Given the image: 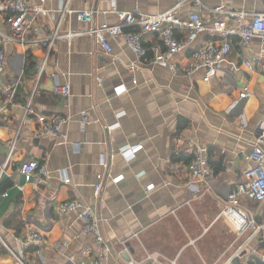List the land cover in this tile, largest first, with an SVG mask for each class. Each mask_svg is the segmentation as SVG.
<instances>
[{
  "label": "crops",
  "instance_id": "1",
  "mask_svg": "<svg viewBox=\"0 0 264 264\" xmlns=\"http://www.w3.org/2000/svg\"><path fill=\"white\" fill-rule=\"evenodd\" d=\"M66 1L31 0L55 14L37 21L28 33L29 42L3 43L0 37V48L7 56L0 90V164L15 143L7 170L1 173L0 169V264H18L8 248L27 264L96 258L99 248L93 235L84 233L86 220L77 214L58 215L57 206L67 200L94 206L102 217L111 248L106 264L144 261L149 253L160 254L165 262L176 259L178 264H226L243 247L248 251H240L235 259L243 264H248V258L261 259L264 230L254 236L250 229L240 234L236 225L241 222L235 214L222 213L228 195L252 167L253 145L264 134V45L260 39H254L245 51L234 37L230 56L208 79L205 70L175 75L164 64L142 63L130 70L137 57L125 41L109 37L113 52L107 53L87 33L91 24L75 15L63 20L62 31L81 35L57 39L52 49L43 43L53 35ZM180 1L71 0L70 7L93 12L94 24L116 25L120 22L117 11L155 15ZM200 2L184 3L178 16L198 12L210 25L227 19L210 11L219 5L264 11L262 0ZM1 29L11 32L6 15H0ZM177 36L186 39L183 31ZM142 39L149 60L164 51L157 34L144 33ZM214 39L203 33L191 49ZM189 54L174 60L185 65ZM247 60H252V68L246 66ZM56 84H69L71 95L55 94ZM245 88L249 96L241 99ZM30 100L32 112L25 116ZM84 111L90 117L88 123L82 120ZM39 115L70 119L58 138L39 137ZM140 143L144 148L134 159L127 161L120 155L121 148ZM197 147L210 151L214 175L207 186L211 192L205 193L206 185L196 183L189 172ZM103 157L106 165H102ZM28 159L45 163L50 178L38 184L28 182L18 171ZM63 172L70 183H65ZM99 175L105 180L97 198L94 186ZM151 184L154 188L147 191ZM245 201L241 211L262 225L264 203H241ZM30 226L41 229L45 240L22 248L18 239Z\"/></svg>",
  "mask_w": 264,
  "mask_h": 264
},
{
  "label": "built area",
  "instance_id": "2",
  "mask_svg": "<svg viewBox=\"0 0 264 264\" xmlns=\"http://www.w3.org/2000/svg\"><path fill=\"white\" fill-rule=\"evenodd\" d=\"M192 1L200 4V0H182L169 11L155 15L144 13H133L125 11H117L119 23L110 25L105 22L102 24H94V16L91 11L74 10L70 7L71 0H67L63 8L59 11L60 18L53 35L48 41L43 43L52 49L57 39L67 38L72 39L75 36L81 35L79 32L62 31L63 20L75 15L80 21L91 24L87 33L93 36L97 43L107 52L112 53L113 47L109 41V37L122 38L127 46L135 53L137 62L129 66L130 70H137L142 63L149 64H164L175 75L191 76L199 70L206 71V79L210 76L216 75L222 66L223 61L230 56L234 37L239 38L241 49L250 50L251 43L254 39H260L264 45V11L263 12H249L243 9H237L232 5H219L212 8L210 11L215 15H223L226 20H216L210 25H207L198 12H193L185 18L179 17V12L184 3ZM264 2V0H262ZM55 11L44 8L42 5H35L31 0H0V15H6V21L10 26L11 32L1 29L0 37L3 43H27L29 42L28 33L35 27L37 21L43 17H53ZM235 21V24L230 25L228 21ZM137 30H136V29ZM178 31L186 33V39L181 40L177 36ZM144 33H155L159 36L160 41L164 47L163 52H157L152 60L147 58V49L144 46L142 35ZM208 33L215 39L208 41L196 48L191 49L193 43L198 37ZM33 41V40H32ZM157 49V47H153ZM186 56L185 65L177 64L174 60L183 54ZM264 52V48H263ZM6 53L0 48V90L3 76L6 71ZM249 68L253 67L252 60L245 62ZM234 69V67H233ZM264 71V68H263ZM101 81V79H99ZM53 91L57 95L68 98L71 95V87L69 84H56ZM15 89H13L9 98L14 97ZM249 96L248 88H245L241 93V99ZM31 100L25 108V116L32 112ZM82 120L86 123L90 122V117L87 112L81 113ZM69 116L56 115L51 119L45 115H39L37 120L39 122V129L37 136H53L58 138L61 135V128L69 121ZM264 134L261 135L253 145L250 160L253 165L245 174V180L237 185L235 189L228 195L226 203L224 204L222 213L226 216L228 211L235 214V217L240 220L237 226V231L244 234L249 229L252 230V236L264 230V223L258 224L257 220L244 211H241L239 203L243 200L251 202L264 203V149L262 143ZM15 143L12 144L9 155L5 161L0 164L1 173L7 170L11 155L14 151ZM144 144L140 143L134 146L123 147L119 150L127 161L134 159L136 154L143 150ZM102 165H106V160L102 158ZM189 172L196 183L206 185L204 192H211L208 182L214 175V171L210 165V151L205 147H197L193 153V157L188 165ZM18 171L25 176L26 180L34 181L35 184L41 183L43 180L50 178L46 164H40L37 159H28L20 165ZM63 179L65 183H70V179L66 172H63ZM105 177L98 176V183L94 186L95 196L98 198L103 190ZM118 179H114L116 182ZM154 185H148L146 190H151ZM57 213L60 217H68L72 214H77L79 217L86 220L84 233L91 234L95 238V242L99 248V254L91 261H75L72 260L69 264H106L111 248L109 242L103 233V219L98 214L94 206L84 204L77 200H67L57 206ZM1 239V237H0ZM20 246L25 248L30 245H40L44 242L45 237L41 229L37 227H28L21 238L18 239ZM249 240L245 243L248 245ZM241 248L235 257L226 264H232L233 260L238 257ZM10 253L16 259L18 264H27L22 255L12 251L8 248ZM40 256V252H37ZM264 262V255L262 256ZM126 264H178L177 260H170L165 262L162 256L158 253H149L144 261H137L130 259Z\"/></svg>",
  "mask_w": 264,
  "mask_h": 264
},
{
  "label": "trees",
  "instance_id": "3",
  "mask_svg": "<svg viewBox=\"0 0 264 264\" xmlns=\"http://www.w3.org/2000/svg\"><path fill=\"white\" fill-rule=\"evenodd\" d=\"M262 248H264V243L261 245ZM248 264H264V262L262 261V259L259 258H251L248 260ZM232 264H243L238 258L235 259Z\"/></svg>",
  "mask_w": 264,
  "mask_h": 264
},
{
  "label": "rangeland",
  "instance_id": "4",
  "mask_svg": "<svg viewBox=\"0 0 264 264\" xmlns=\"http://www.w3.org/2000/svg\"><path fill=\"white\" fill-rule=\"evenodd\" d=\"M205 187V186H204ZM249 202V201H248ZM247 203V201H245V203H239L238 205H239V207H244L245 206V204ZM244 237L245 236H243V240H244ZM238 249V248H237ZM245 249V248H244ZM243 249V250H244ZM236 250V249H235ZM246 251H248V249H246L245 251H242V254H244V253H246ZM248 259H250V258H248Z\"/></svg>",
  "mask_w": 264,
  "mask_h": 264
}]
</instances>
